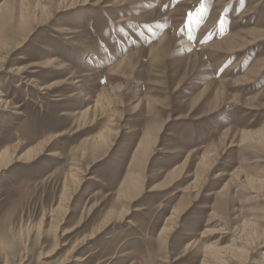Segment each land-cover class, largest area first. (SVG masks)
Instances as JSON below:
<instances>
[{"label": "rangeland", "instance_id": "1", "mask_svg": "<svg viewBox=\"0 0 264 264\" xmlns=\"http://www.w3.org/2000/svg\"><path fill=\"white\" fill-rule=\"evenodd\" d=\"M2 3L0 264H264V0Z\"/></svg>", "mask_w": 264, "mask_h": 264}, {"label": "bare ground", "instance_id": "2", "mask_svg": "<svg viewBox=\"0 0 264 264\" xmlns=\"http://www.w3.org/2000/svg\"><path fill=\"white\" fill-rule=\"evenodd\" d=\"M7 4V3H6ZM6 4L2 3L0 4V9L3 10L6 6ZM23 17H21V20H20V25L22 24L23 25ZM126 19H120L118 22H125ZM3 41V40H2ZM1 39H0V43L2 42ZM4 44V43H3ZM6 44V43H5ZM16 46V45H15ZM1 47V46H0ZM85 76H88L85 74ZM80 81H75V83L79 84ZM81 83V82H80ZM43 90V89H42ZM5 95L0 91V98L1 97H4ZM104 96V95H103ZM72 98V97H70ZM105 101V100H104ZM100 102V98L98 97L97 99L94 100V105L97 106ZM0 105L1 107H3V105H5L4 101L3 100H0ZM0 107V110H3L2 108ZM88 109L82 111V112H79L78 114L81 116V115H84L86 112H87ZM151 141L150 138H147V137H144L143 139L140 140V142L138 143V146H137V150H136V153H135V161L136 162H139L140 160L142 161L143 159H145L149 149H150V146H151ZM97 144L94 145L93 147L94 148H99L101 149V146L103 143H104V138L100 135L98 137V141H96ZM95 142V143H96ZM94 144V143H93ZM39 147V146H38ZM9 149H4L3 151H0V170L2 169H5L7 166H9L11 163H12V160H14L15 158L13 157V155L15 154V151H8ZM96 150V149H95ZM38 153V150H37V147L36 148H31V149H28L23 156L19 157L18 159H22L24 161H28L30 159H32L33 157L35 158V156L37 155ZM14 158V159H13ZM17 160V159H16ZM139 190V187H138V184H137V181H134L133 179H126L124 180V182L122 183L121 185V190H120V193L125 196V197H129L135 193H137V191ZM245 247V245H244ZM247 248V246H246ZM215 254V253H214ZM213 254V255H214ZM217 256H219V254H217ZM233 260V259H232Z\"/></svg>", "mask_w": 264, "mask_h": 264}, {"label": "snow or ice", "instance_id": "3", "mask_svg": "<svg viewBox=\"0 0 264 264\" xmlns=\"http://www.w3.org/2000/svg\"><path fill=\"white\" fill-rule=\"evenodd\" d=\"M201 9L203 10V5H201Z\"/></svg>", "mask_w": 264, "mask_h": 264}]
</instances>
